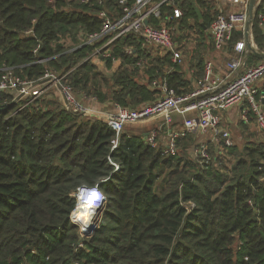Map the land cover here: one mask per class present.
Listing matches in <instances>:
<instances>
[{
    "label": "trees",
    "instance_id": "obj_1",
    "mask_svg": "<svg viewBox=\"0 0 264 264\" xmlns=\"http://www.w3.org/2000/svg\"><path fill=\"white\" fill-rule=\"evenodd\" d=\"M103 1L112 15H121L118 0ZM209 1L183 0L181 23L194 18L200 30L209 27ZM100 7L75 0H0V66H17L33 80L59 70L73 90L98 91V73L86 58L94 47L79 45V33L101 27ZM259 13L264 0L252 25L261 42ZM134 43L139 46L123 38L112 48L123 60L113 75V101L153 103L159 90L149 82L155 77L177 93L189 89L169 54L153 57L140 70L149 81H138L129 68L136 57L124 52ZM39 58L44 61L35 62ZM43 97L9 117L14 104L0 111V264H264V141L246 146L230 166L224 151L206 162L178 143L176 153L164 154L139 134H122L112 149L115 133L105 121L48 108L53 103ZM225 150L232 154L235 147ZM82 184L100 186L106 196L102 222L89 237L72 216Z\"/></svg>",
    "mask_w": 264,
    "mask_h": 264
},
{
    "label": "built area",
    "instance_id": "obj_2",
    "mask_svg": "<svg viewBox=\"0 0 264 264\" xmlns=\"http://www.w3.org/2000/svg\"><path fill=\"white\" fill-rule=\"evenodd\" d=\"M75 1L84 4L97 2L101 6L98 10V16L102 20L101 27L90 33H79V45H92L94 54H102L107 60L119 58L113 55L112 48L117 40L129 37L139 45L135 46L134 43L124 46L127 55L136 57L134 67L143 69L153 57L165 54H169L174 63L181 64L184 61L180 37L176 35L177 26L184 15L181 6L183 0H118L121 15H112L104 6L103 0ZM246 1L238 9L214 10L213 19L207 27L213 47L216 50L232 47L234 52L224 69H221L223 71L218 70L214 59H205L203 74L189 92L177 93L166 79L155 77L149 82L150 87L159 90L153 103L137 109L116 103L113 112H104L82 104L71 86L62 82L65 75L47 71L39 80H33L19 73L17 66L3 65L0 66V104H14L15 109L8 114L9 117L39 101L44 96L46 83L50 82L57 84L68 111L95 114L104 119L115 133L111 139L112 149L118 146L126 124L156 116H162L163 123L148 132L146 142L153 147H159V133L166 127L167 141L160 146L164 154L176 153L179 141L196 133L208 134L209 141L220 147L222 145L224 149L231 147L234 145L232 129L223 121L227 109L240 107V119L248 121L253 118L257 128L264 133V58L252 64L247 63L248 53L253 51L248 47L245 33L249 0ZM261 1L258 0L259 5ZM257 18L259 26L264 29V14H257ZM236 32L242 34L237 40L234 39ZM251 45L255 48L254 43L251 42ZM39 46L38 44L34 48V52H37ZM42 61L44 58L35 60ZM174 114L179 115L178 121H174ZM194 155L201 157L202 161H209L211 156L208 153V144L198 142ZM110 161L116 169L119 168L111 158ZM260 168L261 178L264 180V164ZM90 187L95 188L94 193L88 191ZM77 197V206L88 204L95 211L106 201L103 190L97 185L78 187Z\"/></svg>",
    "mask_w": 264,
    "mask_h": 264
},
{
    "label": "rangeland",
    "instance_id": "obj_3",
    "mask_svg": "<svg viewBox=\"0 0 264 264\" xmlns=\"http://www.w3.org/2000/svg\"><path fill=\"white\" fill-rule=\"evenodd\" d=\"M212 14L214 13V10L212 11V8H210L209 10ZM213 17V15H212ZM176 35H179L180 37V44L182 45L184 54H191L192 52L190 51V47H192L193 52L196 53L197 51V56L199 58V60L201 61V66L204 67V64L202 65V40L205 39L207 43H205L206 45L210 42V37L207 34V32H202V30H200L198 23H196V21L194 20V18H189L188 21H183L181 23L180 21V25L177 26L176 29ZM65 47L69 48L72 46V40L65 38ZM256 41V40H255ZM254 47L257 51H264V39L261 42H254ZM209 50H212L213 47L211 45ZM186 50V51H185ZM206 51V49H204ZM189 56V55H188ZM194 57V54L193 56ZM86 58H89L90 61L95 65V71H97L98 76H97V80L100 82V86L98 88V91H90V89L84 91V90H79V89H75L73 90L76 98L84 105L96 109V110H101L104 112H113L115 110V104L116 102L113 101L111 99V92L114 88H116L117 86H115L114 81H113V75L116 73V71L119 70L120 66L123 64V60L122 58H115V59H111L110 61H108L105 57L102 56V54H94L93 50H90L88 55L86 56ZM85 60V59H84ZM188 61V59H187ZM204 61V60H203ZM250 61H254L253 58H250ZM185 61H183L180 65H182ZM128 65V64H127ZM125 65V66H127ZM187 65V64H186ZM124 66V67H125ZM202 67L200 69H202ZM129 68L135 69L134 72L136 74V77L138 78V81L145 83L147 80L146 79V75L141 73L140 70L141 68H136L134 66H129ZM145 70V69H144ZM168 70V66H166L164 68V71ZM56 75H60V76H64L67 75V73H61L59 70H55V71H51ZM140 72V73H139ZM139 75H141V77H139ZM105 77V78H104ZM144 80V81H142ZM63 82V80H62ZM45 92H44V101L48 102V101H52L53 104H49L46 106L48 108H62L65 107V104L62 100L61 97V93L60 90L57 86V84H53L50 82L46 83V88H45ZM193 89V84H190V87L188 90H186L185 92H189ZM99 93H102L103 98H100ZM142 106H144V104H139L135 107H131L134 109L137 108H141ZM81 116H78L80 119L83 120H87V119H91V120H95V119H102V117L100 116H95V115H89V114H83V113H78ZM98 117V118H97ZM103 120V119H102ZM104 121V120H103ZM159 122L158 121H146L144 123L139 122L136 124H126L124 127V131H127L130 134L133 133H139V135H143V133L147 130H149L150 128H152L153 126H155V124H157ZM249 123H241L240 121H237V123H235L232 126V133H233V137H234V147H235V152L230 154L228 150H225L227 148H223L222 145L221 147L212 141H209V135L208 134H192L190 135L187 139H183L181 141H179V149H183L184 151L187 152V154H189L190 156H195L194 155V149L196 148V145L198 142H206L208 144V153L210 156L215 157L218 153L223 151L225 152L224 155H222L223 157V161H225V163L227 165L230 166V164L235 161L237 159L238 156H240L242 153H244L246 146L248 145H253L257 142L260 141H264V134L259 132L255 126V122L253 120H249ZM154 124V125H153ZM202 140V141H201ZM159 142V141H158ZM229 148V147H228ZM230 150V149H229ZM219 155V154H218ZM101 182H103V180L100 181V184L98 183V185H101ZM84 184H82L81 186H83ZM80 187V186H79ZM100 187V186H98ZM106 202V201H105ZM105 203L98 209V211H96V215L94 216L93 220H92V225L94 226H98L100 224V222H102V215H103V211H104V207ZM78 225V230L80 231V233L84 236H91L95 230V228H92L90 225L87 226H83L80 223H76Z\"/></svg>",
    "mask_w": 264,
    "mask_h": 264
},
{
    "label": "crops",
    "instance_id": "obj_4",
    "mask_svg": "<svg viewBox=\"0 0 264 264\" xmlns=\"http://www.w3.org/2000/svg\"><path fill=\"white\" fill-rule=\"evenodd\" d=\"M246 2H247L246 0H241L240 2H232L230 0H210L209 6H210V8H212V11L218 10V9L227 11V10H233V9L241 8L242 6H244L246 4ZM262 30H263V34H264V29L262 28ZM205 31L209 35L207 28L202 30V32H205ZM241 35L242 34L240 32H236L234 39L235 40L239 39L241 37ZM209 37H210V35H209ZM209 41L210 42L206 45L205 43H207L208 41L206 42L205 39L202 40V65L204 64L205 59L212 58L215 60L216 65L218 67V70L223 71L221 69H224L226 62L231 58L234 51H233L232 47H229V48H226L223 50H216L213 47V42L211 40V37H210ZM248 42H250V43L256 42L252 28H251L250 33H249V38L247 40V43ZM208 45H211L213 47V49L209 50L210 46H208ZM190 49H191L190 51L192 53L191 54H186V53L184 54V61L185 62L181 65V68H182V71L184 72L183 73L184 77L190 81V84L194 85L195 82L197 81V79L199 77H201V75L203 74L204 67H202V69H200L198 66V61H199V58L197 56L198 51L196 53H194L192 47H190ZM204 49H206V51ZM193 54H194V57H192ZM250 58H253L254 61L253 62L250 61ZM187 59H188V61H187ZM260 59L261 58L258 57L257 55H255L254 52L250 51L248 53L247 63L252 64V63L259 61ZM139 77H141V75H139ZM146 79H147V77H146ZM142 81H144V80H142ZM145 81L147 82V80H145ZM89 115H95V114H89ZM95 116H98V115H95ZM149 120H152V121H158L159 120V122L157 124H155V126H153L152 128H150L149 130H147L143 133L145 141H146V136H147L148 132L154 128H157L159 125H161L163 123L164 119L162 116H156L154 118L146 119V120L139 121V122L144 123V122L149 121ZM178 120H179V115L174 114V121H178ZM249 120L254 121L253 118H250ZM223 121L226 125H228L231 128L235 123H237V121H240L241 123H249L248 121H242L240 119V107H238V106L227 109L224 112V120ZM139 122H136V123H139ZM136 123H130V124H136ZM255 126H256V124H255ZM256 128H257V126H256ZM257 130L259 132H261L258 128H257ZM261 133H263V132H261ZM122 134L130 137L131 135H138L139 133L130 134L127 131H123ZM166 139H167V130H166V127H164L158 136V141L160 143V146L165 144V141H167Z\"/></svg>",
    "mask_w": 264,
    "mask_h": 264
},
{
    "label": "water",
    "instance_id": "obj_5",
    "mask_svg": "<svg viewBox=\"0 0 264 264\" xmlns=\"http://www.w3.org/2000/svg\"><path fill=\"white\" fill-rule=\"evenodd\" d=\"M258 6H259L258 0H249V4H248V20L246 22V28H245V33H246V38L247 39L249 38L250 29H251V27L253 25V20H254L255 13H256V10H257ZM248 47L252 49V51L255 53V55H257L260 58H264V53L260 52V51H257L255 48H253L250 42H248ZM12 105H13V103L0 104V111H7ZM90 226L92 228H96V226H94L92 224Z\"/></svg>",
    "mask_w": 264,
    "mask_h": 264
},
{
    "label": "bare ground",
    "instance_id": "obj_6",
    "mask_svg": "<svg viewBox=\"0 0 264 264\" xmlns=\"http://www.w3.org/2000/svg\"><path fill=\"white\" fill-rule=\"evenodd\" d=\"M91 190L93 193L95 192L94 187H90L88 191ZM96 197H94L95 199ZM76 212L73 213V216L81 222L83 226H89L92 223V218L96 215V211L88 204L78 205L76 208ZM83 214V215H81Z\"/></svg>",
    "mask_w": 264,
    "mask_h": 264
},
{
    "label": "clouds",
    "instance_id": "obj_7",
    "mask_svg": "<svg viewBox=\"0 0 264 264\" xmlns=\"http://www.w3.org/2000/svg\"><path fill=\"white\" fill-rule=\"evenodd\" d=\"M77 191H78V188H77V190L75 191V196H76V198H77V203H78L79 199H78V197H77ZM80 202H82V201L80 200Z\"/></svg>",
    "mask_w": 264,
    "mask_h": 264
}]
</instances>
